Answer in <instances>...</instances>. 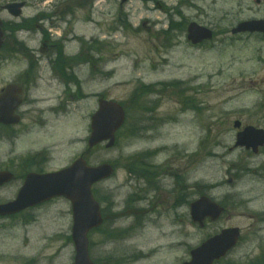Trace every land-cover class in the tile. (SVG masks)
<instances>
[{"label": "rangeland", "instance_id": "rangeland-1", "mask_svg": "<svg viewBox=\"0 0 264 264\" xmlns=\"http://www.w3.org/2000/svg\"><path fill=\"white\" fill-rule=\"evenodd\" d=\"M76 18L72 32L64 35L79 38L63 43L74 52L82 47L81 37L98 41L86 42L96 46L90 56L98 65L83 70L87 97L50 126V169L71 164L87 148L88 115L97 109L91 94L102 92L128 108L116 146L102 145L89 155L91 165L116 166L115 175L94 188L105 220L90 235L92 259L97 264H184L205 239L239 227L240 242L226 263L264 264V147L258 154L232 149L234 120L264 128V38L230 33L239 21L264 18V0H128L123 5L94 0L91 11L87 7ZM191 21L215 29L214 40L191 45L186 39ZM50 30L57 37L68 25L63 20L60 29ZM15 37L10 33L9 42ZM2 49L0 86L21 66L8 54V45ZM50 92L51 104L56 94ZM5 151L7 143L0 138V161L8 159L2 157ZM201 191L226 207L225 215L204 229L192 222L189 205L177 199L189 192L191 201ZM14 196V186L0 189V203ZM72 223L71 204L64 198L19 217H0L5 264L48 248L58 255L50 264H73L74 245L64 246L63 238Z\"/></svg>", "mask_w": 264, "mask_h": 264}, {"label": "flooded vegetation", "instance_id": "flooded-vegetation-1", "mask_svg": "<svg viewBox=\"0 0 264 264\" xmlns=\"http://www.w3.org/2000/svg\"><path fill=\"white\" fill-rule=\"evenodd\" d=\"M71 1L64 3V11L74 8V23L79 10L77 7L83 8L84 0H75L73 3ZM13 2H23L24 8L19 18L5 22L6 41H10L8 34L14 32L15 41H8V45L15 50L22 64L13 75V79H8L6 84L0 86V94L4 92L6 86L10 84L15 86V89L11 91L13 93L5 97V105L2 108L13 109L9 120L17 121L0 122V138L7 143V151L2 157H8L0 161V169L12 173V179L0 189L14 186V197H16L30 173H46L55 170L50 169L49 166L50 158L53 157L50 147V126L56 118H58L57 122L61 121L59 118L64 116L65 109L62 102L50 105V91L58 93L61 98L66 96L80 98L83 90L80 71L85 62L81 59L71 62L65 57L58 56L64 53V49L61 39L55 41L54 35L50 33V25L56 28L60 26L61 20L53 18L54 15L61 13L60 8L54 11L53 17H50V0H0V17L8 15L4 7ZM29 8H35L31 15L27 14ZM72 27L69 26L68 30H72ZM23 34L29 39L28 41H20V36ZM50 51L55 52L50 53ZM54 53L57 55L56 58L53 57ZM61 66L65 74L62 73ZM49 203L50 201L29 208L16 216H22ZM31 220L35 221V219ZM45 237L42 236V239ZM66 240L65 244L70 243L69 234ZM6 258L0 254V263L5 264ZM54 258L50 255V248H48L43 254L29 257L17 255L13 260L16 264H50Z\"/></svg>", "mask_w": 264, "mask_h": 264}, {"label": "water", "instance_id": "water-1", "mask_svg": "<svg viewBox=\"0 0 264 264\" xmlns=\"http://www.w3.org/2000/svg\"><path fill=\"white\" fill-rule=\"evenodd\" d=\"M20 5L11 6V12L19 14L15 8ZM240 32H262L264 33V19H253L243 21L233 29V33ZM4 32L0 20V47L3 44ZM188 39L193 44H198L213 37V31L191 23L188 27ZM0 104V121L11 122L9 117L12 110L2 108ZM125 112L122 106L113 101L100 100L99 110L92 117L90 147L108 141L107 148L115 144V134L123 125ZM239 127V122L236 123ZM237 146H244L258 152L260 146H264V130L254 126H247L238 133ZM114 172L113 167L108 164L89 166L84 158H79L70 167L55 173L28 176L24 187L18 193L16 200L0 205V215L15 214L28 207L48 201L52 198L64 196L71 200L73 209L72 238L75 244L76 256L74 264H95L89 255L88 233L91 229L101 225L103 219L99 202L94 198L92 186ZM10 177L6 172H0V186L7 182ZM192 218L195 222L204 225V220L210 216L216 220L223 212V208L212 202L207 197H202L191 205ZM239 229L230 228L221 234L210 238L200 247L191 251L192 260L186 264H213V262L224 256L238 241Z\"/></svg>", "mask_w": 264, "mask_h": 264}]
</instances>
